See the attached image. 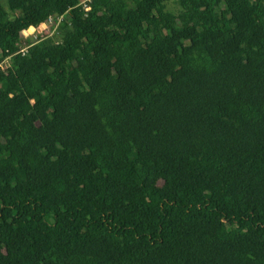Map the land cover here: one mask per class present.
Here are the masks:
<instances>
[{"label": "trees", "instance_id": "trees-1", "mask_svg": "<svg viewBox=\"0 0 264 264\" xmlns=\"http://www.w3.org/2000/svg\"><path fill=\"white\" fill-rule=\"evenodd\" d=\"M1 63L0 264H264V0H0Z\"/></svg>", "mask_w": 264, "mask_h": 264}, {"label": "built area", "instance_id": "built-area-1", "mask_svg": "<svg viewBox=\"0 0 264 264\" xmlns=\"http://www.w3.org/2000/svg\"><path fill=\"white\" fill-rule=\"evenodd\" d=\"M84 2L85 1L81 2L83 6H85ZM60 20L61 16L56 19H54L53 17H49L45 22L39 24L37 27L30 25L25 26L22 31L23 37L20 43L18 44L17 53L24 55L27 52L28 48L31 47L33 44L37 43L42 39L52 37L55 33H57V26ZM42 32H45V35H41ZM39 35L40 38H38ZM33 37L34 40H32ZM4 62L6 63L7 59H5Z\"/></svg>", "mask_w": 264, "mask_h": 264}, {"label": "rangeland", "instance_id": "rangeland-1", "mask_svg": "<svg viewBox=\"0 0 264 264\" xmlns=\"http://www.w3.org/2000/svg\"><path fill=\"white\" fill-rule=\"evenodd\" d=\"M3 2H4V0H2ZM167 8L168 9H170V10H175V6L172 4V3H167ZM156 20H158V19H156ZM45 32H42L41 33V35H45L44 34ZM38 38H40V35H39V37ZM180 38L182 39V40H184V37L183 36H180ZM32 40H34V37L32 38ZM1 66H2V64L0 65V68H1ZM2 69V68H1Z\"/></svg>", "mask_w": 264, "mask_h": 264}]
</instances>
